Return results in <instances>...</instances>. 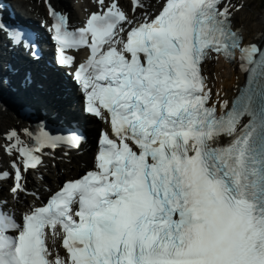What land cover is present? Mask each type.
<instances>
[{
  "label": "snow or ice",
  "instance_id": "snow-or-ice-1",
  "mask_svg": "<svg viewBox=\"0 0 264 264\" xmlns=\"http://www.w3.org/2000/svg\"><path fill=\"white\" fill-rule=\"evenodd\" d=\"M251 3L96 0L76 26L44 0L46 39L0 10V112L19 118L0 128V264H264V15L256 29L241 19ZM220 57L247 73L231 103L206 74ZM53 119L75 127L53 135ZM92 121V166L45 202L30 174L45 180L55 150L80 153Z\"/></svg>",
  "mask_w": 264,
  "mask_h": 264
},
{
  "label": "bare ground",
  "instance_id": "bare-ground-1",
  "mask_svg": "<svg viewBox=\"0 0 264 264\" xmlns=\"http://www.w3.org/2000/svg\"><path fill=\"white\" fill-rule=\"evenodd\" d=\"M62 4L66 5L67 7H71L72 9V17L75 21L80 20L83 18L87 13L92 11L94 8L98 7L96 4V0H59ZM152 3H156L157 0H151ZM24 3L26 6L28 5L31 8H34L39 14L46 13V7L44 4V0H25ZM243 19V18H242ZM244 20V19H243ZM246 21V20H245ZM261 26V19L260 23L256 26L251 25L253 29L259 28ZM218 66H228L224 63L222 59H218L215 61ZM209 63L206 70L209 77L210 86L217 92L219 87L216 85L214 77V70L213 64ZM229 67V66H228ZM235 73V74H234ZM231 73L230 79L232 81L230 83H221L220 87L221 90H227L228 96H234L239 88L240 84L243 81V76L240 75L239 72ZM229 77V76H228ZM227 77V78H228ZM223 81V80H222ZM19 120L18 117H14V113L9 112H0V128L6 127L13 123V119ZM90 124H93L94 127H102V124L98 121H92ZM96 146L92 149H87V151L80 155L76 153L70 154L69 157H63V152L65 149H58L54 152L50 153L49 155L45 156L44 163L46 167L42 168L41 172L46 178L45 180H39L40 174H35L38 181L34 180L32 174L29 176V182L32 184V188H38L40 190L41 199L46 197L49 192L47 189H56V186L61 182L64 175L67 176H76L82 169L91 167L93 163V156L95 153ZM53 156H55V160H53ZM71 160V163H69ZM58 165V166H57ZM29 203H31V198H28Z\"/></svg>",
  "mask_w": 264,
  "mask_h": 264
},
{
  "label": "rangeland",
  "instance_id": "rangeland-1",
  "mask_svg": "<svg viewBox=\"0 0 264 264\" xmlns=\"http://www.w3.org/2000/svg\"><path fill=\"white\" fill-rule=\"evenodd\" d=\"M262 15H264V0H252L251 9L245 10L243 13H241L240 18L241 19L243 18L244 20L249 21L251 25L256 26L258 23H260V17ZM214 68H215V70H214L215 75H214L213 79L215 80L216 85L219 87V89L217 91H219L221 95H224L227 92V90H225V89H224V91L221 90L220 85H221V83H230L232 81V79H230V75L234 71L231 68H229L228 66L216 65ZM65 176H67V175H64V177Z\"/></svg>",
  "mask_w": 264,
  "mask_h": 264
}]
</instances>
